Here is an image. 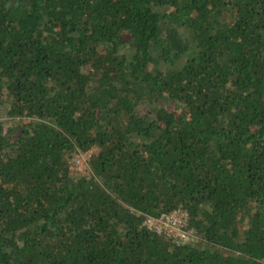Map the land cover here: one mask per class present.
<instances>
[{"label": "trees", "instance_id": "16d2710c", "mask_svg": "<svg viewBox=\"0 0 264 264\" xmlns=\"http://www.w3.org/2000/svg\"><path fill=\"white\" fill-rule=\"evenodd\" d=\"M0 116V264H264V0H0Z\"/></svg>", "mask_w": 264, "mask_h": 264}, {"label": "built area", "instance_id": "2783aa9c", "mask_svg": "<svg viewBox=\"0 0 264 264\" xmlns=\"http://www.w3.org/2000/svg\"><path fill=\"white\" fill-rule=\"evenodd\" d=\"M76 161H78L76 159ZM188 212L181 208L174 209L170 213H162L154 217L148 216L144 224L158 233H164L177 240L187 241L193 235L194 229L188 227Z\"/></svg>", "mask_w": 264, "mask_h": 264}, {"label": "rangeland", "instance_id": "374dc122", "mask_svg": "<svg viewBox=\"0 0 264 264\" xmlns=\"http://www.w3.org/2000/svg\"><path fill=\"white\" fill-rule=\"evenodd\" d=\"M2 117V116H0ZM98 151L97 146H93L90 150L82 152L81 156L74 155L73 158H71V171L72 173L76 172L77 170L84 174H89L90 168L88 164V160L90 156ZM76 159L78 161H76Z\"/></svg>", "mask_w": 264, "mask_h": 264}]
</instances>
